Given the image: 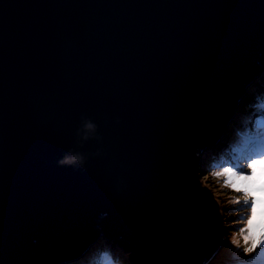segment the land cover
Listing matches in <instances>:
<instances>
[{"label": "water", "instance_id": "obj_1", "mask_svg": "<svg viewBox=\"0 0 264 264\" xmlns=\"http://www.w3.org/2000/svg\"><path fill=\"white\" fill-rule=\"evenodd\" d=\"M263 71L264 0H0V264L209 263L203 155Z\"/></svg>", "mask_w": 264, "mask_h": 264}, {"label": "rangeland", "instance_id": "obj_2", "mask_svg": "<svg viewBox=\"0 0 264 264\" xmlns=\"http://www.w3.org/2000/svg\"><path fill=\"white\" fill-rule=\"evenodd\" d=\"M264 75V73H263ZM255 86V84H252ZM251 85V86H252ZM249 91V90H248ZM264 91V90H261ZM244 100L246 97L243 98ZM242 99V101H243ZM241 101L240 105H243L244 102ZM235 111V115L232 119V121L229 123L227 131L225 133V138L223 141L219 142V144H216L212 150H210V155H208L207 158H205V161L203 162V166L200 167V178L206 183V185L210 188L212 191L213 195L215 196V199L217 201V204L219 206L220 212H221V217H222V222H223V238L224 242L219 250V257L220 260L224 258V253L227 251L226 248L229 245L234 246L231 248L234 253L236 252L237 249L240 250L242 255H239V260L242 262H245V264H264L263 257L258 258V251H244L245 249H251L252 248V240L249 239L248 242L246 243L244 240V236L248 235L247 230H246V221L241 220V217H246L250 213L246 211V209L243 206V201L245 199V196L243 193H238L236 192L233 188H231L229 185L225 183V181L228 179L227 175L221 172V169L219 166L215 167L212 164V156H215L217 152H222V156L224 154L226 155L224 158L226 159L224 162L222 161L221 164H227V157L231 155V151L235 148L236 142L234 143L233 140L235 139V136H233V139L231 141V137L233 134V131L231 130V126H235L238 129H244L243 132L246 130L247 126V121L245 120H239V107ZM252 109H248V111L243 114L244 118L246 120L248 115L250 114L249 112ZM229 132V135L227 136V133ZM241 133V132H240ZM231 146L233 147L232 149L229 148ZM216 150H213L215 149ZM242 149V146L240 150ZM216 152V154H215ZM219 155V153H218ZM207 163V164H206ZM264 166V163L262 164ZM205 167V170L204 168ZM248 171H252L249 169ZM217 172H221L220 175H216ZM255 179L257 182L261 181L263 178L260 176H255ZM229 190L230 194L225 192V190ZM237 201H240L241 203H236ZM231 205V209L229 207ZM241 228H245V231L242 233L239 230ZM235 237V240H234ZM234 240L235 243H231V241ZM88 252V253H87ZM87 253V254H86ZM86 254V255H85ZM105 254H110L112 259L116 261V264H133L129 253L117 242L114 240H109L103 236L99 238V240L95 241L93 245L88 247L87 251L83 253L80 257H83V261L80 264H104L103 257ZM215 256L217 258L218 256ZM76 260V259H75ZM71 260L69 262H66L64 264H71L73 261ZM212 260V261H213ZM211 261V262H212ZM209 262L208 264H212ZM59 264V263H56ZM63 264V263H60ZM214 264V263H213Z\"/></svg>", "mask_w": 264, "mask_h": 264}, {"label": "snow or ice", "instance_id": "obj_3", "mask_svg": "<svg viewBox=\"0 0 264 264\" xmlns=\"http://www.w3.org/2000/svg\"><path fill=\"white\" fill-rule=\"evenodd\" d=\"M253 109L252 116L247 120L246 130L238 134L239 142L227 157V164H220L219 167L228 177L225 183L245 196L242 203L250 214L246 217L242 216L241 220L246 221L248 233L244 236V240L247 243L251 239L252 248L244 251L259 250L258 258H261L264 257V179L256 181L254 165L264 162V91L257 95ZM92 127L91 124L88 125L89 129ZM241 146L246 151H241ZM249 169L252 171H248ZM221 172H217L216 175H220ZM239 231L243 233L245 228ZM239 255L242 253L237 249L233 256L234 261L236 264H245L239 260ZM103 260L104 264H116L110 254H105Z\"/></svg>", "mask_w": 264, "mask_h": 264}, {"label": "trees", "instance_id": "obj_4", "mask_svg": "<svg viewBox=\"0 0 264 264\" xmlns=\"http://www.w3.org/2000/svg\"><path fill=\"white\" fill-rule=\"evenodd\" d=\"M257 84H255V86H252L251 88H250V90L247 92V94L245 95V97H246V99L244 100L243 99V101L242 102H244V104L243 105H240V107H239V120H245V121H247L245 118H244V115L243 114H245L247 111H248V109H252L249 113V115H248V117H247V119H249L251 116H252V114H253V112H254V109H253V105H254V103H255V101H256V97H257V95L258 94H260L262 91L261 90H264V75H262L261 76V78L258 80V82H256ZM231 130L233 131V134H232V137H231V141H232V139H233V136H235V139L233 140V142L235 143H237L238 144V142H239V133L241 132V133H243V130L244 129H238L237 130V128L233 125V126H231ZM229 135V132L227 133V136ZM226 136V135H225ZM225 136L221 139V142L223 141V139L225 138ZM219 144V143H218ZM236 144V145H237ZM229 148H233L232 146H231V144H230V147ZM212 150V149H211ZM213 150H216V148L215 149H213ZM241 151H246V149H244L243 147H242V149H241ZM218 153H219V155H218ZM215 154H216V152H215ZM208 155H210V150L208 151V152H206L204 155H203V160L205 161V158H207L208 157ZM226 155L224 154V156H222V152L220 153V152H217V154L215 155V156H212V164L215 166V167H217V166H219L221 163H222V161L224 162L226 159L224 158ZM207 164V163H206ZM204 168V170H205V167H203ZM225 192H227V193H229L230 194V192H229V190H225ZM229 207H230V209H231V205H229ZM232 245V244H231ZM231 245H229L228 244V246H227V248H226V252L224 253L225 255H224V258H222L221 260H220V255H219V253H217L218 255V257L217 258H215L211 263L213 264H216L217 262L218 263H220L222 260H224V259H227L228 258V255L229 256H231L230 257V260L232 261V263L233 264H236V262L234 261V259H233V256H234V252H233V254L231 253V249L228 251V249L230 248V246ZM222 247V246H221ZM232 248V247H231ZM221 249V248H220Z\"/></svg>", "mask_w": 264, "mask_h": 264}, {"label": "bare ground", "instance_id": "obj_5", "mask_svg": "<svg viewBox=\"0 0 264 264\" xmlns=\"http://www.w3.org/2000/svg\"><path fill=\"white\" fill-rule=\"evenodd\" d=\"M254 84H257L256 82L254 83ZM264 162H258L257 164H255L254 165V169H255V176H260V177H262L263 179H264V166L262 165ZM99 240V239H98ZM234 240H235V237H234ZM234 240H232L231 241V243L234 241ZM234 246V244L233 245H231L230 246V248L228 249V251L231 249V247H233ZM232 250V249H231ZM233 252L234 251H231V253L233 254ZM88 253V252H87ZM86 253V254H87ZM85 254V255H86ZM84 257V256H83ZM83 257H81V258H78V259H76L75 261H73L71 264H80L82 261H83ZM230 257L231 256H229L228 255V258L227 259H224V260H222L220 263H216V264H233L232 263V261L230 260ZM213 260V259H212ZM211 260V261H212ZM263 260H264V257H263ZM210 261V262H211ZM208 264V263H207Z\"/></svg>", "mask_w": 264, "mask_h": 264}, {"label": "clouds", "instance_id": "obj_6", "mask_svg": "<svg viewBox=\"0 0 264 264\" xmlns=\"http://www.w3.org/2000/svg\"><path fill=\"white\" fill-rule=\"evenodd\" d=\"M263 73H264V71L260 74L259 78H258L255 82H258V80L261 78V76L263 75ZM255 82H254V83H255ZM254 83H253V84H254ZM252 86H253V85H252ZM250 88H251V87H250ZM250 88L247 89L245 95L247 94L248 90H250ZM245 95L240 99V102H239L240 104H241V100L245 97ZM240 104H239V105H240ZM225 133H226V132H225ZM223 137H224V136H223ZM220 141H221V140H220ZM220 141H219V142H220ZM77 159H79V158H76V157L65 158V160L61 161V163H69V162H72V161L77 160Z\"/></svg>", "mask_w": 264, "mask_h": 264}]
</instances>
